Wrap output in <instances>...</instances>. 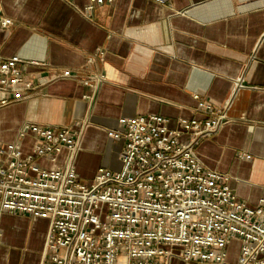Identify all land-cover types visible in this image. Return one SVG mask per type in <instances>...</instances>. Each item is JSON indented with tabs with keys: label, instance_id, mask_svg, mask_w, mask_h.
Instances as JSON below:
<instances>
[{
	"label": "crops",
	"instance_id": "obj_1",
	"mask_svg": "<svg viewBox=\"0 0 264 264\" xmlns=\"http://www.w3.org/2000/svg\"><path fill=\"white\" fill-rule=\"evenodd\" d=\"M87 4L0 0L14 20L0 28L1 54L39 61L21 64L34 88L0 109V140L16 139L25 122L79 121L84 130L75 165L91 180L101 165L121 166L123 142L108 134L120 127L119 118L156 113L179 127L181 117H205L210 104L224 109L228 122L201 140L198 155L230 176L240 200L257 206L264 198V0H113L90 13ZM32 142L23 140L26 151ZM66 155L49 165L64 164ZM2 227L0 264L40 263L47 218L6 213ZM237 253L230 251L229 259ZM126 262L120 257L118 264ZM171 264L219 263L174 256Z\"/></svg>",
	"mask_w": 264,
	"mask_h": 264
},
{
	"label": "built area",
	"instance_id": "obj_2",
	"mask_svg": "<svg viewBox=\"0 0 264 264\" xmlns=\"http://www.w3.org/2000/svg\"><path fill=\"white\" fill-rule=\"evenodd\" d=\"M112 1L88 0L85 10ZM153 1L164 5L169 0ZM13 24L0 8V28ZM23 63L39 61L0 52V109L34 88L33 80L24 77ZM84 83L94 85L92 79ZM204 106L205 117H181L179 127L156 113L119 118L120 127L108 134L123 142L121 166L101 165L91 180L82 179L75 165L81 122L23 123L16 139L0 140V244L3 215L25 213L49 220L39 264H118L120 257L126 264H171L174 256L264 264V198L257 206L240 200L230 176L200 159L201 140L228 122L224 109ZM28 136L33 142L26 151ZM64 151V164L49 165ZM233 242L238 253L230 260Z\"/></svg>",
	"mask_w": 264,
	"mask_h": 264
},
{
	"label": "rangeland",
	"instance_id": "obj_3",
	"mask_svg": "<svg viewBox=\"0 0 264 264\" xmlns=\"http://www.w3.org/2000/svg\"><path fill=\"white\" fill-rule=\"evenodd\" d=\"M230 251L231 252H234L236 251V249L238 248V243L237 242H233L231 245H230Z\"/></svg>",
	"mask_w": 264,
	"mask_h": 264
},
{
	"label": "bare ground",
	"instance_id": "obj_4",
	"mask_svg": "<svg viewBox=\"0 0 264 264\" xmlns=\"http://www.w3.org/2000/svg\"><path fill=\"white\" fill-rule=\"evenodd\" d=\"M42 259V258H41Z\"/></svg>",
	"mask_w": 264,
	"mask_h": 264
}]
</instances>
